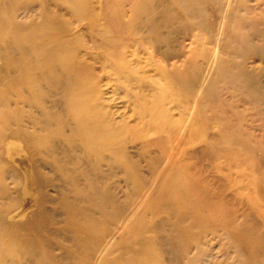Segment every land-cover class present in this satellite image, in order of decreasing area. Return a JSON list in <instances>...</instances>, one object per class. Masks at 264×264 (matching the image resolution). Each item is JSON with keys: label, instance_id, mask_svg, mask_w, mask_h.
Wrapping results in <instances>:
<instances>
[{"label": "rangeland", "instance_id": "374dc122", "mask_svg": "<svg viewBox=\"0 0 264 264\" xmlns=\"http://www.w3.org/2000/svg\"><path fill=\"white\" fill-rule=\"evenodd\" d=\"M78 1L0 0V264H264V0Z\"/></svg>", "mask_w": 264, "mask_h": 264}, {"label": "bare ground", "instance_id": "6f19581e", "mask_svg": "<svg viewBox=\"0 0 264 264\" xmlns=\"http://www.w3.org/2000/svg\"><path fill=\"white\" fill-rule=\"evenodd\" d=\"M75 2H80L74 0ZM48 51V50H47ZM48 53V52H47ZM47 57V56H46ZM49 58V57H48ZM48 58L46 61H48ZM50 60V59H49ZM45 61V62H46ZM53 65H60L62 68L66 69L68 81H66L65 96L68 100L67 107L73 112L77 126H80V129L77 128L78 133L80 132L84 136V141L86 145H92L93 148L98 150L103 147L102 137L104 132V118L100 116L99 112L94 109L97 106V101L90 97L91 92H88L89 97L84 99V95H81L77 88L85 82L87 77V70L83 65H74L70 64H59L58 62L53 63ZM88 102L89 107L84 103ZM113 137H110V142L108 143V149L112 151L113 148ZM16 153V162L20 163L21 174L23 177V197L24 202L30 205L31 212H35L39 208V187L36 177L34 176L33 167L30 164L29 158H27V153L24 152L21 145H15ZM25 163H21L25 160ZM14 218L19 221H24V212L14 213Z\"/></svg>", "mask_w": 264, "mask_h": 264}]
</instances>
